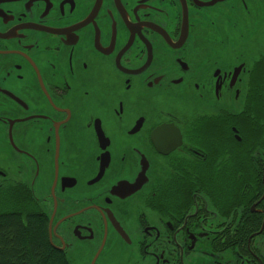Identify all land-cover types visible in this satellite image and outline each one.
I'll use <instances>...</instances> for the list:
<instances>
[{"label": "flooded vegetation", "instance_id": "1", "mask_svg": "<svg viewBox=\"0 0 264 264\" xmlns=\"http://www.w3.org/2000/svg\"><path fill=\"white\" fill-rule=\"evenodd\" d=\"M68 264H264V0H0V214Z\"/></svg>", "mask_w": 264, "mask_h": 264}, {"label": "trees", "instance_id": "2", "mask_svg": "<svg viewBox=\"0 0 264 264\" xmlns=\"http://www.w3.org/2000/svg\"><path fill=\"white\" fill-rule=\"evenodd\" d=\"M0 214V264H68L48 240L46 219L25 196Z\"/></svg>", "mask_w": 264, "mask_h": 264}, {"label": "water", "instance_id": "3", "mask_svg": "<svg viewBox=\"0 0 264 264\" xmlns=\"http://www.w3.org/2000/svg\"><path fill=\"white\" fill-rule=\"evenodd\" d=\"M49 242L52 244V242H51V236L49 237ZM52 246H53V244H52ZM54 248L57 249L56 247H54Z\"/></svg>", "mask_w": 264, "mask_h": 264}]
</instances>
